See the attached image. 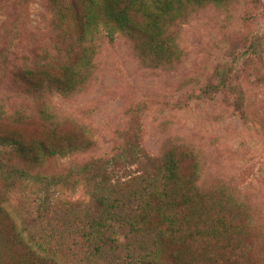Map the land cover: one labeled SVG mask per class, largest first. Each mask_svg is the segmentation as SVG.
Returning <instances> with one entry per match:
<instances>
[{
	"label": "trees",
	"instance_id": "16d2710c",
	"mask_svg": "<svg viewBox=\"0 0 264 264\" xmlns=\"http://www.w3.org/2000/svg\"><path fill=\"white\" fill-rule=\"evenodd\" d=\"M252 3L264 7L260 0ZM231 0H49L52 33L49 50L32 53L16 73L21 92L37 104L12 111L0 101V241L11 248L8 264H66L49 244L32 245L16 221L8 196L36 187L44 202L57 189L76 200L63 202L68 225L80 239L83 264H264V223L254 205L235 186L206 179L201 153L193 145L170 144L159 155L146 153L137 140L120 141L107 156L68 161L49 169L51 159L93 150V142L59 130L47 92L75 94L90 81L101 38L124 36L148 67L170 66L183 50L179 26L208 6L228 10ZM70 27V28H69ZM58 36V35H57ZM228 60L214 70L202 94L221 91L244 123L249 122L245 92L232 82V68L257 69L264 87V37L245 31ZM235 80V79H234ZM22 119L36 120L45 133L26 137ZM80 133V132H79ZM127 160L132 166L123 165ZM56 161V160H54ZM121 170V172L119 171ZM66 221L63 222L66 224ZM68 228V227H67Z\"/></svg>",
	"mask_w": 264,
	"mask_h": 264
},
{
	"label": "rangeland",
	"instance_id": "374dc122",
	"mask_svg": "<svg viewBox=\"0 0 264 264\" xmlns=\"http://www.w3.org/2000/svg\"><path fill=\"white\" fill-rule=\"evenodd\" d=\"M227 7L224 11L208 6L180 24L183 55L170 66H145L124 36L101 38L85 87L73 95L54 91L44 97L60 121L58 129L91 140L93 150L51 159L48 170L57 171L68 161L107 156L128 138L152 156L170 144L186 143L200 151L204 178L235 186L264 223V87L255 82L257 69L250 65L243 70L239 61L231 71L232 82L245 92L247 125L231 106L230 96L201 93L206 84L216 83L214 70L228 60L232 45L236 51L245 49L242 33L264 37L263 6L231 0ZM52 26L49 0H0V101L9 111L19 104L36 106L21 92L16 73L32 53L49 50L61 37V31L52 33ZM7 124L27 138L45 133L36 120ZM123 165L132 166L127 160ZM36 188L38 192L28 190L19 198L15 193L8 196L24 234L32 245L49 244L66 264H83L80 239L71 226L64 227L69 222L63 216V202L78 199L80 192L70 196L52 189L44 202V190ZM15 251L0 241V264H8L9 253ZM255 261L258 264L257 256Z\"/></svg>",
	"mask_w": 264,
	"mask_h": 264
}]
</instances>
